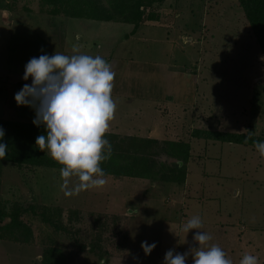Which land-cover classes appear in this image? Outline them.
<instances>
[{
	"label": "rangeland",
	"instance_id": "1",
	"mask_svg": "<svg viewBox=\"0 0 264 264\" xmlns=\"http://www.w3.org/2000/svg\"><path fill=\"white\" fill-rule=\"evenodd\" d=\"M143 1L144 19L151 14L156 20H143L152 26L120 40L128 24L86 21L91 28L85 31L82 19L53 16L41 0H0L1 118L33 122L34 109L14 99L31 84V77L22 79L26 63L55 52L71 56L74 46L105 60L113 54L129 62L169 63L198 80L192 106L112 97L114 129L104 137L112 155L128 152L135 161L145 160L151 177L106 175L103 187L69 196L61 187L62 165L0 160V207L25 208L20 219L27 226L24 234L0 230V264H163L170 249L198 247L197 230H182L195 215L203 221L200 231L212 237L209 243L219 245L233 264L244 254L264 264V157L252 145L203 136L209 130L264 136V56L242 7L238 0ZM119 3L91 0L90 9H110L122 20L113 9ZM114 73V80L132 77L130 67ZM138 74L157 81L150 72ZM170 142L188 146L180 182L164 179L173 174ZM119 164L134 162L124 158ZM144 241L156 244L147 256ZM50 247L52 254L45 256ZM186 262L192 264L191 256Z\"/></svg>",
	"mask_w": 264,
	"mask_h": 264
},
{
	"label": "clouds",
	"instance_id": "2",
	"mask_svg": "<svg viewBox=\"0 0 264 264\" xmlns=\"http://www.w3.org/2000/svg\"><path fill=\"white\" fill-rule=\"evenodd\" d=\"M71 56L55 52L53 55L32 57L25 65L22 79L25 83L15 94L17 106L34 109L33 124L43 126L46 135L36 137V146L55 162L62 165L61 187L66 195L100 188L107 183L101 163L112 156V145L105 137L117 108L112 98L115 73L101 56L82 54L74 46ZM5 131L0 127V140ZM254 147L264 157V141L256 140ZM8 145L0 143V160L6 158ZM75 177V183H73ZM203 221L195 215L187 220L182 230L188 234L197 230L193 240L198 247L184 253L170 249L163 264H233L226 252L204 231ZM156 247L155 243H141L145 255ZM239 264H258V258L244 254Z\"/></svg>",
	"mask_w": 264,
	"mask_h": 264
},
{
	"label": "trees",
	"instance_id": "3",
	"mask_svg": "<svg viewBox=\"0 0 264 264\" xmlns=\"http://www.w3.org/2000/svg\"><path fill=\"white\" fill-rule=\"evenodd\" d=\"M44 5L49 7L48 13L51 15H63L68 18H83L95 21H116L126 22L133 24V30L142 23L143 20H156L149 14L144 19V11L142 5L143 0H121V3L114 6V11H120L122 20H117L113 11L110 9L100 10L96 6L91 9V0H41ZM245 17L250 25V28L256 38L257 44L264 56V0H238ZM98 10L99 12H92ZM0 95L2 96V89L0 88ZM0 127L5 131V136L0 143H6L8 145V151L6 152V158L4 160H10L17 164H30L37 166H49L56 167V163L51 157L44 152L40 151L36 146V137L38 135H46V131L43 126L37 127L33 122H23L16 120H8L0 117ZM109 134H105L108 137ZM195 136H201V133L196 131ZM204 137L218 140L222 142H234L243 145H252L256 140L264 141V136L247 135L245 133L220 131V130H209L204 131ZM175 146V143L170 142ZM175 149H171L169 155L174 158L173 165L171 167L172 175L164 178L171 182H180L179 174L185 169V163L189 158L188 146L176 144ZM132 160L134 164L121 165L123 159ZM144 158V157H142ZM152 165V163H150ZM135 166L138 168L134 170ZM106 175L113 176H135V177H151L149 176V170L151 166H146L145 160L139 159L135 161L128 152L125 154L119 151L117 156L112 155L107 164L101 166ZM134 170V171H133ZM152 174V173H151ZM184 177L181 182L184 181ZM155 178V177H154ZM25 208L18 205H13L12 208L7 211L3 207H0V230H17L21 229L22 233L27 232V226L20 219L21 213L25 212ZM53 248L50 247L45 250V256L53 252ZM107 264V263H105Z\"/></svg>",
	"mask_w": 264,
	"mask_h": 264
},
{
	"label": "crops",
	"instance_id": "4",
	"mask_svg": "<svg viewBox=\"0 0 264 264\" xmlns=\"http://www.w3.org/2000/svg\"><path fill=\"white\" fill-rule=\"evenodd\" d=\"M70 19V18H69ZM82 19V21H93V22H112V21H95L90 19L83 18H75ZM128 24V29L123 31L122 38L120 40H127L130 37L135 36L138 32H141L144 26H152L149 23L140 24L136 29L133 30V24L126 22H118ZM67 25V22H65ZM84 27H86L85 31H88L91 28V25H88L87 22ZM160 28V27H158ZM168 30L167 28H165ZM75 34L74 39H77V33L70 32ZM167 34V32H166ZM120 35V34H119ZM88 38L92 36L88 34ZM96 38V37H95ZM58 41V39H57ZM58 43V42H57ZM59 44V43H58ZM113 55V54H112ZM109 55L106 61L111 65V69L113 72L119 70V68L125 66L127 68H131L132 77L125 79L122 77L120 80H114V87L112 91V97H119L128 100H139L142 102H147L151 106L154 103H165L169 104L170 101L175 102V104H179L180 106L189 105L192 106L197 104L196 93H197V84L198 80L195 77V74H191L183 68L172 67L169 63L163 62H151V61H142V60H134L128 61V59L117 56ZM150 72L154 75L155 80L147 82L145 76H141L138 72ZM161 74V77H155ZM163 75V76H162ZM168 76L171 80L165 81V77ZM167 77V78H168ZM184 79V80H183ZM163 84H167L165 89H163ZM109 128L114 129L113 123L110 122ZM149 132V130H148ZM214 211V210H213ZM226 212V210H225ZM236 240H241V237L236 238ZM186 264H191V262H186Z\"/></svg>",
	"mask_w": 264,
	"mask_h": 264
}]
</instances>
